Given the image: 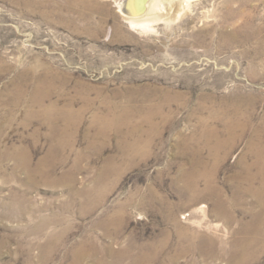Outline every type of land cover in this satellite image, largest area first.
Wrapping results in <instances>:
<instances>
[{
  "label": "rangeland",
  "instance_id": "obj_1",
  "mask_svg": "<svg viewBox=\"0 0 264 264\" xmlns=\"http://www.w3.org/2000/svg\"><path fill=\"white\" fill-rule=\"evenodd\" d=\"M127 1L0 0V264H232L177 229L230 248L262 210L264 0Z\"/></svg>",
  "mask_w": 264,
  "mask_h": 264
},
{
  "label": "bare ground",
  "instance_id": "obj_2",
  "mask_svg": "<svg viewBox=\"0 0 264 264\" xmlns=\"http://www.w3.org/2000/svg\"><path fill=\"white\" fill-rule=\"evenodd\" d=\"M189 1H191V0H176V5H174V6L177 8V7H180L181 4L188 3ZM146 2H147V0H128L127 5L130 7V9H136V8L141 7V6H142V8H145V7H147V6H145V5H147ZM143 6H145V7H143ZM163 8H164V6L162 4V0H152L151 3L149 4L148 11H146V9H145L146 13H145L144 17L134 18V17L129 16V17H127V19L129 21V24L132 27H141L143 29H149V28H152L154 21L162 19L163 14L161 13V11L163 10ZM184 8H185V6H184ZM183 10H185V9H183ZM123 15H124V13H123ZM68 109H69L68 112L74 113L73 111H71V108H68ZM129 110H131V109H129ZM43 111H45V113H47V114L52 115V104H50L48 106H44ZM102 121H105V123H107L109 125L112 123H115L114 122L115 120L113 118L109 117L108 115L104 116ZM127 121L131 123L130 119H128ZM233 125H234V123H231L228 128L231 130V127ZM136 144L138 145L137 142H136ZM223 144H224L223 141L218 142V146H222ZM133 146H135V145L133 144ZM263 163H264V153L259 156L258 161H257V164L260 165V168H261L259 171L260 174H262V172H263V169H262ZM214 175H215L214 172H208L207 170H205L203 172H199V173L194 172L190 177L189 184L193 187H198L199 179L201 177H205V179H208V181H207L208 186H206V187L208 188V190L212 191L217 196V198H221L219 200L221 202L223 200L222 195H221L222 191H220L219 186H217L215 184V182L213 181ZM251 179L253 180L254 178H251ZM263 179H264V175H263ZM251 186L252 187L248 186L245 189H247V191H252L254 193L255 199L257 200V202L262 207V210L254 215L255 218L253 221V225H252L253 227L252 228L246 229L245 232L243 231L242 233H244V235L236 238V240H234L232 242L230 248H227V246H221V248L217 247L219 250H215L214 247L216 244V240L214 238L210 237L208 239L209 240L208 243L201 244L203 242L200 239L202 237V234H200L197 231H191L190 232V231H188V229L185 228L186 226L184 228H183V226H180L177 229V233L180 235L181 240L184 239L185 237L186 238L188 237L187 239L189 240V244L185 245V248H183L184 245L180 247V249H183V251L181 250L182 251L181 253H183V252L187 253L188 251L192 252V251H197V250L200 251V250L204 249V252L207 251V255L209 252L210 256L226 257L225 259H227V257H228V259H230L229 261L232 264H242V263L249 261L250 259H252L254 257H258L259 254L264 252V183L258 190H256L252 184H251ZM236 198L237 197L234 196L233 198H231V201H233ZM239 199H238V201H240ZM176 223H178V221H176ZM247 234H249V235H247ZM199 239H200V241H198ZM190 240H191V242H190ZM147 247L148 248L140 247V250L138 252H135V253H132V251H131V250H133L132 247L125 248V249L120 250V252L117 255L122 256V257L126 254L131 255V261H130L131 264H157V263L161 262L160 261V255H161V252L165 249L164 248L165 247L164 241L161 242V245H151L150 247L149 246H147ZM205 255H204V257H205ZM233 260H236V261L234 262ZM160 264H170V261H169V263H168V261H165V262L162 261Z\"/></svg>",
  "mask_w": 264,
  "mask_h": 264
}]
</instances>
